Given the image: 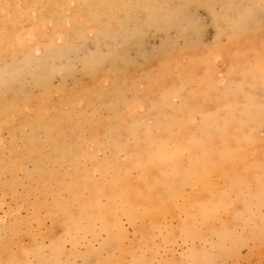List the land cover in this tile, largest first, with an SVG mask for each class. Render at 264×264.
I'll use <instances>...</instances> for the list:
<instances>
[{
    "label": "bare ground",
    "instance_id": "1",
    "mask_svg": "<svg viewBox=\"0 0 264 264\" xmlns=\"http://www.w3.org/2000/svg\"><path fill=\"white\" fill-rule=\"evenodd\" d=\"M114 1L125 10L135 8L127 0ZM155 1L148 0L147 29L163 26L156 21ZM245 1L227 2L236 8ZM71 6L82 13V0H0V264H71L76 257L99 259L102 252L104 264L124 254L135 264H150L146 255L157 254V237L167 244L176 237L190 242L191 261L206 263L211 255L196 243L210 241L218 256L248 235L261 236L264 144L256 134L264 128V92L252 104L248 96L261 92V70L231 65L232 73L241 71L238 90L210 94L211 79L193 76L197 65L186 53L152 73L144 66L129 69L120 48L109 57L108 71L100 62L81 68L86 85L80 77L71 89L61 88L62 81L51 86L46 60L61 58L89 34L111 40L124 29L116 22L101 25L112 16L107 13L98 25H85L84 39L70 26L82 20L72 16ZM234 24L247 25L243 14ZM213 56L198 67L215 66ZM25 76L31 92L11 90ZM161 77L164 82L156 84ZM194 83L201 93L191 90ZM199 98L212 99L211 106ZM247 175L251 189L242 194ZM231 193L235 205L227 211ZM223 214L230 227L220 221ZM123 220L136 235L131 252ZM56 229L69 238V252L53 236ZM42 233L47 245L37 243ZM23 237L30 246H23ZM79 241H86L85 255ZM91 242L98 243L96 250Z\"/></svg>",
    "mask_w": 264,
    "mask_h": 264
},
{
    "label": "rangeland",
    "instance_id": "2",
    "mask_svg": "<svg viewBox=\"0 0 264 264\" xmlns=\"http://www.w3.org/2000/svg\"><path fill=\"white\" fill-rule=\"evenodd\" d=\"M100 1L103 3V8L99 6ZM113 1L114 0H82V13L76 7L74 8L71 6L70 12L72 16L74 15L75 17L78 15V18L86 21L82 23V20H80L81 22H76V20L73 19L70 23L72 30L79 33L84 39L87 36V26L89 24L91 26L98 25L97 21L100 20L102 15H107V13L108 16H112L109 17L110 19L103 21L101 25L108 26L110 22H116L117 25H121L124 29L118 33L115 32L116 36L114 35L111 40L104 38H97L94 40L93 35L89 34L83 43L77 45L69 52H66L61 58L46 60L43 63V68H47L52 73L51 76L53 77L50 79L51 86H55L62 81L61 88L71 89L73 80L80 82V79V83H85L86 85L87 78L80 73L81 68L89 64L100 62L104 70L108 71L111 66L108 63L109 57L114 54L115 50L123 48L125 62L129 69L144 66L147 67L148 70L151 69L152 73L154 71L157 72L158 69L163 70L165 62L170 59L177 58L181 60L184 57L191 58L197 65L193 71V76L195 74L194 77L197 79L201 77H209L211 79L209 86L207 85L208 87L206 88L210 94L214 92L219 94L224 90L230 92L238 90L239 82L242 78L240 75L241 71L238 70L232 73L230 69L231 65H237L241 70L244 68H252L255 65L261 70L260 73L262 72V77L257 78V83L261 87V92L249 93L248 96L251 98L250 104L264 92V0H246L242 5H238L236 8H232V5L229 6L230 3L227 2L228 0H156V21L158 25L163 26H157L153 29H147L143 25L145 23L144 16L147 11L148 0H127L135 5V8L131 10H125L124 7H120L115 1L113 3ZM83 7H85V9ZM242 14L247 25L236 26L234 23L238 20V17L241 18ZM139 17L140 19H138ZM43 34L44 37L47 38L45 36L46 32ZM90 36H92L93 40H87L88 37L91 38ZM234 44L236 47L232 46ZM229 45H231L232 48H227ZM185 53L186 55H184ZM217 54L219 57H215ZM183 55L184 57H182ZM211 55H214L212 57V62L215 63V66L212 68H199L198 64L202 62V59L205 57L208 58ZM35 57L41 58L39 53H36ZM66 68L69 69V73H55ZM197 72H200L199 75ZM32 74L33 73H31V75ZM215 74H218L219 77ZM162 76L164 77L163 74ZM25 77L27 78L28 76ZM36 77L37 73L33 74V78L36 79ZM215 77L220 78V80ZM26 78L16 84H11V90L19 88L23 92L30 93V80L29 77ZM219 81L221 83L216 87ZM163 82L164 78L161 77L156 84L161 85ZM93 83L94 82L91 83V81H89L87 85ZM191 90L196 94L202 92L201 86L197 83L192 85ZM242 90L251 91L249 88H244ZM239 98H241V96ZM202 100L205 101V105L211 106L212 99L199 98L198 102ZM175 103L178 104L179 100L176 99ZM262 105L264 107V103ZM196 115L199 114L197 113ZM196 117L199 118V116ZM263 129L259 131L261 132L260 135H258L259 132L256 134L263 141L262 144H264ZM3 134L5 136L6 132ZM262 148H264V145H262ZM244 180L245 182H242L239 192L247 194L251 189L250 177L247 175ZM21 192L22 190L19 189L18 193ZM234 198L235 194L231 193L229 201L225 206L227 211H231L234 208ZM7 203H10L9 198H7ZM251 209L254 210V206H251ZM261 212L264 215V206ZM25 214L26 210H22L21 215L23 216ZM230 220L228 215H220V221L229 227L232 225ZM122 224L127 236L126 248L131 252L135 247L134 239L136 240V235L125 220L122 221ZM173 225L172 223L171 226L174 227ZM215 226H217V224H215ZM261 226L262 224L259 225L260 228ZM46 227L42 229L44 230L43 232H45ZM234 229L235 232L239 233L241 231V226L236 225ZM60 231V229L54 230L53 236L59 238L64 250L69 252V238L64 236ZM261 233L263 232L261 231ZM206 237L209 238L210 235H206ZM213 239L214 236H211V240ZM209 242L205 244L202 242L195 244L197 247L199 246L202 248L203 252L211 255L209 256L211 260L206 263H199L196 260L191 261V258H189L190 242H184L178 237L175 238V242L168 244L162 242L161 237H157L155 239V244L160 246L157 254L152 256V258L151 255H146V258H150H148L150 264H264V233L259 237L248 235L243 243L234 244L231 253H222L218 256L212 253V250L209 248ZM22 243L24 247L30 246L28 240L26 241V237H23ZM37 243L44 245L48 244V238L45 236V233H42ZM90 246L96 250L98 248V243L91 242ZM77 248L82 255H85L87 250L86 241H79ZM106 255L105 252H102L99 259L94 256H87L85 261H83L82 258L76 257L71 260V264H104L107 261ZM4 256L5 254L0 252V257ZM119 262L114 261L112 263L135 264L129 254H124Z\"/></svg>",
    "mask_w": 264,
    "mask_h": 264
}]
</instances>
